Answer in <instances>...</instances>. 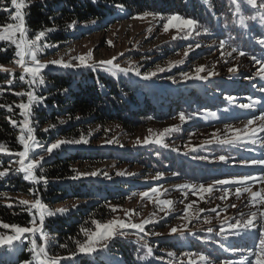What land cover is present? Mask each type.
Returning a JSON list of instances; mask_svg holds the SVG:
<instances>
[{
	"label": "trees",
	"instance_id": "1",
	"mask_svg": "<svg viewBox=\"0 0 264 264\" xmlns=\"http://www.w3.org/2000/svg\"><path fill=\"white\" fill-rule=\"evenodd\" d=\"M5 1L4 7H11L10 0ZM256 1L261 3V0ZM24 2L27 7L22 11L25 14L28 38L34 39L39 31L45 32L38 43L42 46L47 44L49 47L39 53V57L47 56L51 59L50 62L72 63L71 60H66V56L54 58L60 51L59 47L75 39V35H80L79 28L93 25L104 18H114L121 8L125 9L128 17L149 12L165 17L178 14L184 18L194 19L197 24L193 33L195 36L193 43L200 39L207 40L210 44L225 48L234 55L248 58L255 64L258 63L254 62L253 57L258 56L259 49L256 41L264 39L262 20L264 7L263 11H256L245 0H97L96 3H93V0H24ZM7 15V12H0V25L8 23L9 20L5 18ZM49 28L53 30L48 31ZM221 41L224 43L221 44ZM233 48L237 51L233 52ZM13 51V48L0 51V58L8 56V59L12 60L15 58ZM240 51L245 54L240 55ZM128 68L133 71L124 74L114 70L113 74H110L104 67H97V64H91V67L65 69L49 63L41 72L45 84L31 87H28L25 73L14 72L12 87L0 93V105L3 106L0 107V144L4 145V152H0V171L3 170L5 173L0 176V190L31 194L47 205L78 196L88 199L98 197L96 203L83 205L70 213L49 210L55 214L45 217L43 231L48 237L45 250L48 257L64 258L63 264H190V261L205 264L199 260L201 253L208 255L211 263L215 264L213 259L224 262L227 257H234L235 251L231 252L225 246L224 240L217 235L222 227L214 228L211 233L198 229L190 233L184 230L193 228H185L180 223L177 225L180 224L179 226L184 228L176 226L177 233H171L169 230L163 235L162 231L167 229L164 225L145 228L144 233L134 229L125 230L122 235L108 242L107 250L100 248L92 255L78 253L80 244H84L88 239V235L82 229H87L90 234L96 227L93 221L103 224L112 219L115 214L113 209L126 201L129 191L138 190L139 193H143L149 190L151 183L136 179L134 177L136 172L133 169L142 168L149 175L169 173L193 186L201 184L207 186L216 179H221L219 176L222 170L217 163L218 157L225 152H221L222 148L218 143L184 148L172 144V135L167 137V134L174 133L176 137H182L192 131L201 132L209 129L217 131L218 128L228 127L237 111L236 103L243 96L241 86L235 81L244 73H228L227 81H217L214 70V72L205 70L200 75L207 76L208 83L200 88L196 84H191L190 81L193 79L163 84L161 81L165 75L157 74L146 80L143 74L148 71L139 70L142 75L138 77L135 75V69H139V65L135 64ZM209 72L213 74L209 76ZM258 72L246 73L248 82L257 77ZM21 74L25 76L24 81L19 79ZM3 75L6 74L0 73V82L3 78L12 77L10 74L6 77ZM29 91L39 100V103L33 102L28 117L34 129L32 134L36 138V145L33 148L35 154L41 153L57 140H79L83 137L88 141L87 144H62L48 154L44 151L48 159L36 169L37 176L43 177L39 184L26 181L18 167L7 166L9 161L19 159L16 153L23 150L18 137L20 121L24 116L21 115L23 110L18 105L21 103V97L26 99V93ZM169 108L172 109L171 112L167 111ZM181 112L185 114L182 127L172 129L166 132L164 137H159L167 147L154 142L147 144L142 142L123 148L114 141L112 143L106 141L97 146L94 145L96 143L89 133V128L93 125L112 124L134 129L143 128L155 120L168 122L180 119ZM212 113H215V116L211 115ZM9 118L17 122L16 126L10 123ZM184 125L186 127H183ZM109 156L117 157L119 163L124 166L123 176L105 177L103 171L96 170L102 160ZM201 156L207 159L194 158ZM79 161L87 164V171L81 170L82 166H76ZM6 168L8 170H5ZM93 171L100 175L79 176L80 173ZM27 207L20 205L19 202L7 203L0 195V224L31 227L30 221L34 215L38 216V213L35 209L27 211ZM37 221L39 222L38 219ZM0 233L13 234L11 229L2 227ZM139 236H143L147 241V247L153 248L152 256H147V247H142L143 241H138ZM31 238L30 234L25 233L21 237L24 241L22 244L13 242V246L0 245V264H24L31 261L32 253L25 250L31 248ZM221 244L224 245L223 249ZM13 250L19 251V254H12ZM73 253H76L72 258L75 261L71 262L72 259L66 258L73 257ZM32 264L37 263L33 261Z\"/></svg>",
	"mask_w": 264,
	"mask_h": 264
},
{
	"label": "rangeland",
	"instance_id": "2",
	"mask_svg": "<svg viewBox=\"0 0 264 264\" xmlns=\"http://www.w3.org/2000/svg\"><path fill=\"white\" fill-rule=\"evenodd\" d=\"M5 4L6 1L4 4L0 5V9H2ZM121 9L114 18H104L93 25H84L79 28L80 35H75V39H71L63 44V46L59 47L60 51L54 55V58L66 56V60H71L72 64H78L79 60L74 58L85 56L87 64L94 65L98 64L100 61H107L115 57L114 63H118L121 68H128L129 66L137 64L139 65V70L145 69V71L148 72L156 71L157 66H159L165 69L163 72H157V74L166 76L162 78L161 83L163 84L176 82V80L177 82L183 81L185 80L183 78L184 73H190L192 76L196 75V70L201 67L204 68V71L214 70V74H216L215 79L217 81H225L227 74L232 73L229 72V68H234V72L238 74L244 73L238 77V84L242 83V88H247L249 91L251 90L252 83H248L246 73H257L261 68L258 64L251 63L248 58L234 55L231 51L219 47L218 45L210 44L207 40L200 39L198 42L193 43L192 40L195 38L193 35L194 30L189 32L187 28L181 29L178 26H171L165 31V25L167 24V18L169 16L165 17L164 15L153 13L145 16V12H143L136 16L128 17L125 9ZM1 11L2 10H0V12ZM5 18L9 20L7 21L8 23H13L8 15ZM0 31H2V29H0ZM0 48L6 50L13 48L14 54L16 51L15 46L11 45L9 41H0ZM37 55L42 64L48 65L50 63L51 59H48L47 56L39 57V53ZM18 59L19 57L16 56L12 60L8 59V56L0 58V73H5L6 75H3L5 77L8 74L12 76L11 78L2 79V82H0V93L12 87V84L9 85L8 81L14 79V72H22L21 67L16 63ZM25 59L26 62H28L29 58L26 57ZM42 70L43 69H41V72ZM25 74L27 75L28 87L34 86L35 84L30 85L28 83L31 79L30 74ZM20 100L21 103H28L27 97L26 99L25 97H21ZM171 110V108L167 109L169 112H171ZM244 120L245 119L239 118L237 121L229 123L228 127L223 129L218 128L217 131H215V129L201 132L192 131L187 134L185 133V138H183L184 136L176 137V135H173L174 133H168L167 137L172 135L171 143L184 148H190L195 145L214 144L217 143V138L224 139L226 137H233L237 134V130H243L247 125ZM213 121L217 124L219 123V121L214 119ZM260 123L261 121L255 120L252 125L247 126L251 129L258 127ZM182 125L183 123L180 119H174L168 122L155 120L143 128L139 127L135 129L123 127L121 125L112 126V124L93 125L89 128V133L91 139L94 140L93 142L96 143L94 145L99 146L111 140L117 143L116 145L127 148L139 144L137 141L142 143L146 139L151 141L154 139L157 140L161 136L164 137L166 129L172 130L182 127ZM29 126L32 127V124L30 123ZM183 127L186 126L184 125ZM21 128L22 124L20 125V135L23 134L27 138L26 130L22 133ZM240 134L243 135V132L241 131ZM258 135L259 137H264L263 132H258ZM209 141L211 142L209 143ZM29 143L31 144L32 142ZM0 152H4V150ZM43 152L44 151H41V153L38 152V154L44 155L45 159L40 162L37 169L48 159V155H45V153H48ZM34 154L33 148H30L29 156L32 157ZM20 159L19 157V159L9 161L7 166H16L19 168ZM28 162L27 160L25 161V163ZM76 166H82L83 168L81 170L84 171H87L88 168L85 162L80 161L76 163ZM123 167L124 166L119 163L117 157L109 156L102 160L96 170H101L107 172L108 175L115 176L118 172H124L122 171ZM5 170H8V168ZM133 170L136 172L134 176L136 179L151 183L149 190H147L151 198L143 197L141 195L142 193H139L138 190L129 191L126 201L115 208L114 217L103 224H108L113 221L142 223L144 220H151V223L146 224L145 228L164 225L167 229L162 231L163 233L161 235H163L168 233L173 227H181L179 226L180 224H183L182 226L185 228L205 231L208 230V228H220L229 223H235L237 220L243 221L248 219L252 212H256L257 217L264 212V203H254L251 195L253 192H261V196H264V191H261L264 189V183L261 181H255L254 179L247 181L246 185L250 188V191L244 190L245 184L229 183L223 186L216 185L211 193H201L198 191V185H196L195 189L183 188L182 185L191 184L173 175L171 176L169 173L158 177L156 173L149 175L146 171L142 170V168ZM34 171L36 172V169ZM0 172L4 171L2 170ZM22 174L23 176L26 175L23 172ZM233 178L239 179L240 177H232L229 180ZM237 187L241 188L239 196L236 195L235 191ZM152 188H158L159 193L152 194ZM0 195L5 198L7 203H17L21 200L34 202L35 200L31 194L15 193L14 191L2 192L0 190ZM221 197H223V199H221ZM97 200L98 197L88 199L83 196H78L77 198H71L51 205L44 204L43 200H41V202L48 210L58 212V209H66L63 213H70L73 209L96 203ZM159 200H171L173 203L171 205L158 206ZM257 200H259V197H257ZM188 205H191V207L189 208ZM232 205H235V207ZM213 209L215 211H213ZM178 223L180 224L177 225ZM45 224L44 221V225ZM37 225L39 226L38 221ZM125 230L129 229H120L117 227V235L115 237ZM94 231H96V227L92 232ZM259 232L260 230L257 228L247 231V234L253 235L258 239ZM115 237L113 239H115ZM87 238L85 243L88 242L89 235ZM35 239L38 247L45 246V241L39 233L36 234ZM30 246L32 247V245ZM96 247L97 249H102L101 245H97ZM25 250L29 251V249ZM248 252L242 253L241 251V254L235 255L236 258L231 261L232 264H249L252 258L248 256ZM12 254L18 255L19 251L13 250ZM41 259H45V257H41ZM59 259L60 264H63L64 258ZM74 261L75 259L71 260V262ZM36 263L38 264V262ZM220 264H222V262Z\"/></svg>",
	"mask_w": 264,
	"mask_h": 264
},
{
	"label": "snow or ice",
	"instance_id": "3",
	"mask_svg": "<svg viewBox=\"0 0 264 264\" xmlns=\"http://www.w3.org/2000/svg\"><path fill=\"white\" fill-rule=\"evenodd\" d=\"M5 0H0V5L4 4ZM97 0H93V3H96ZM245 2L249 5H256V0H245ZM11 8L3 7L2 11L8 13V17L10 18L13 23H7L5 25H0V41H9L11 45L15 46V56L19 57V59L16 61L17 64L22 69V73H28L31 76V79L28 81L30 85H44L45 81L40 76L41 69L45 68L47 65L42 64L40 60L38 59V53H41L44 51L45 48L49 47V45L44 44L43 46L38 43V41L41 40V37L45 35L44 31H39L38 34H35L34 39H29L27 35V29L25 27V14L22 11L27 7L24 0H10ZM116 7H120L119 5H115ZM260 7H264V0H261V3L259 5ZM122 10V9H121ZM151 13L145 12L144 15H150ZM175 22V23H174ZM243 23V21H241ZM197 24V21L191 18H184L180 15H172L167 18V24L165 25V31L168 30L171 26H178L179 28H187L189 32L195 29ZM53 29L49 28L48 31H52ZM18 36V38H17ZM261 45H264V39H261L258 41ZM224 41H221V44H223ZM199 46V45H197ZM6 49L0 48V51H4ZM233 52L237 51L236 48L232 49ZM187 54V53H186ZM245 53L243 51H240V55H244ZM29 58L28 62H26L25 58ZM90 58V54H89ZM74 59L79 60L78 64H72V63H65L63 61H51L52 64H57L65 69L70 68H81V67H91V65L87 64L86 57L85 56H79ZM254 62L261 64V68L258 72V75L261 77H264V63L257 60L255 57H253ZM115 57L112 59H109L107 61H100L97 64V67H104V70L110 74H113L114 70H117L121 73L127 74L130 71H133V69L130 68H121L118 63H114ZM182 62V61H181ZM165 69L160 68L157 66L156 71H151L143 74L144 79H151L152 77H155L157 75V72H163ZM204 71V68H198L196 70V75L192 76L190 73H184L183 78L185 80L188 79H199V80H206L207 76H201L200 73ZM234 68H229V72H234ZM213 73L209 72V76ZM135 75L140 77L142 73L139 71V69H135ZM20 81L25 80V76L21 74L19 77ZM9 85L12 84V80L10 79L8 81ZM16 95H24V93H16ZM28 98V103H20L18 107L22 109L21 115L24 116L23 121H21L22 128L21 132L23 133L25 130L27 132V138L25 135L21 134L18 137L19 144L23 145V150L16 153L21 159L19 161V170L20 172L25 173L24 179L32 181L35 184H39L43 177H38L36 172L34 171L37 169L38 165H40L41 161H44L45 157L42 154H34L32 157L29 156L30 148H34L36 145V138L32 135L34 132V129L29 126L30 121L28 117L31 114V106L33 102L39 103V100L37 97L33 94V92L29 91L26 93ZM242 108H250L255 107V103L253 104H242L240 105ZM0 107H3L0 105ZM11 109V106H9V110ZM211 115L215 116V113H212ZM179 118L181 121L185 120V114L181 112L179 114ZM190 119V117H189ZM10 123L13 126H16L17 122L15 120H11L9 118ZM255 120L261 121L258 127L249 129L247 125H252ZM63 123V121H61ZM247 125L243 130H237V134L233 137H226L224 139L217 138L216 142L220 144H237L240 142H250L251 144H257L259 143L261 147H264V137L257 138L258 132H264V114L260 115L259 117H253L252 119H249L247 121ZM47 131V129H45ZM166 132L172 131L171 129H166ZM241 131L243 132V135H241ZM29 142H32L31 144ZM113 141L109 140L107 143H112ZM157 143L162 144L164 147H167L166 144H163V140L157 139L155 141H151L146 139L143 143ZM211 141H209L210 143ZM84 143L87 144L88 141L81 137L79 140H57L55 143L50 144L46 149H44L45 152L51 153L53 149H57L62 144H80ZM137 143H140V141H137ZM4 150V145L0 144V151ZM195 159L200 160H206L207 157H194ZM228 157L224 155H220L218 157L219 161L228 162ZM29 161L28 163H25V161ZM244 163L247 165L249 162L244 161ZM252 165H260L264 166V159H253L250 162ZM5 173L0 172V176H3ZM98 176L100 173L98 172H91V173H80L79 176ZM103 175L105 177H108V173L104 172ZM118 176H123V172L116 173ZM163 173H159V176H162ZM176 175V173H174ZM78 178V177H73ZM255 179L251 175H245L240 177L239 179L233 178L232 180L229 179H216L214 182H211L205 187V185L201 184L198 186V191L201 193L208 192L211 193L216 185L223 186L227 185L229 183H238V184H245L247 181ZM259 180L264 183V176H261ZM183 188H193L195 189L196 186L193 185H182ZM245 191H250V188L246 185L244 188ZM236 195L239 196L241 192V188H236ZM261 191H264L262 189ZM152 194H158L159 189L158 188H152L151 189ZM143 197H150V193L148 191H145L141 194ZM253 202L254 203H264V196H261V192H253L251 193ZM257 197H259V200H257ZM223 199V197H221ZM173 202L171 200H159L158 206L162 205H171ZM20 205L28 206L26 208L27 211L31 212L33 209H35L36 213H38V216L34 215L30 221L31 227H20L16 225H9L7 223L0 224V227L3 229H11L13 234L12 235H6L3 233H0V245H6V246H13V242H19L23 243L24 241L21 239V237L25 233L31 234L30 243L32 247L29 249V251L32 253V260L26 261L25 264H32L33 261L38 262V264H60L59 258H50L48 257V253L45 250L44 246H37V241L35 239L36 234L39 233L40 236L43 238L45 243L48 241L47 235L43 231V225L45 221L46 216L54 215L55 213L49 211L47 207L41 202L39 198L35 199L34 202H30L28 200H21L19 201ZM235 207V205H232ZM190 208L191 205H188ZM161 210L163 211V208L161 207ZM60 213H63L66 211V209H58L57 210ZM115 211V209H113ZM213 211H215L213 209ZM37 219L39 220V226L37 225ZM92 223L96 226V231L92 233H88L87 229H82V231L85 232L86 235H89V240L87 243L80 244L78 248V253L85 254V255H92L93 253L97 252V245H101L103 250H107L109 247L108 242L111 241L116 235V228L119 227L120 229H134L137 230L139 233H144L145 231V225L151 223V220H144L142 223H124V222H116L113 221L108 224H100L98 221H93ZM228 227L232 230H234V234L239 235L243 231H251L253 229L259 228V236H258V245L251 251L248 252V256L252 258V261L249 262V264H264V212L260 214L259 217H257L256 212H252L250 214V218L245 219L243 221L237 220L235 223H230ZM178 229L176 227H173L171 229V233H177ZM208 232H213L212 228H208ZM121 235L123 233H120ZM217 235L224 236L225 239L227 238V235L225 233V230L223 228L220 229V232L217 233ZM138 241H143L142 247H147V241L144 240L143 236L138 237ZM79 243V242H77ZM66 247V246H65ZM221 248H224V245L221 244ZM231 251H237L235 248H230ZM153 248L147 247V256H152ZM76 253H73V257H68L66 259H72ZM41 257H45V259H41ZM147 258V257H145ZM199 260L205 262V264H211L210 257L208 255H205L203 253L199 254ZM190 264H195V261H190ZM222 264H232L231 261H224Z\"/></svg>",
	"mask_w": 264,
	"mask_h": 264
}]
</instances>
